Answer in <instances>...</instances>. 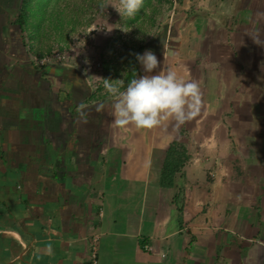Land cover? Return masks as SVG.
I'll list each match as a JSON object with an SVG mask.
<instances>
[{"label":"crops","instance_id":"1","mask_svg":"<svg viewBox=\"0 0 264 264\" xmlns=\"http://www.w3.org/2000/svg\"><path fill=\"white\" fill-rule=\"evenodd\" d=\"M25 3L0 0V264H264V0H183L142 49L200 84L178 129L116 127L90 72L37 63Z\"/></svg>","mask_w":264,"mask_h":264},{"label":"rangeland","instance_id":"2","mask_svg":"<svg viewBox=\"0 0 264 264\" xmlns=\"http://www.w3.org/2000/svg\"><path fill=\"white\" fill-rule=\"evenodd\" d=\"M25 5L31 52L90 72L92 86L104 92V79H124L134 53L167 34L164 25L179 22L184 9L183 0H144L128 17L120 0H26ZM30 29L42 34L40 42L30 38Z\"/></svg>","mask_w":264,"mask_h":264},{"label":"clouds","instance_id":"3","mask_svg":"<svg viewBox=\"0 0 264 264\" xmlns=\"http://www.w3.org/2000/svg\"><path fill=\"white\" fill-rule=\"evenodd\" d=\"M143 3L144 0H120L123 14L128 17H134ZM134 55L143 67V75L130 79L126 87L123 79H104L105 90L111 97L112 123L116 127L154 129L174 121L178 129L200 115L204 100L197 80L186 81L172 68L164 71L161 61L150 49ZM104 109V104L96 106L97 112Z\"/></svg>","mask_w":264,"mask_h":264},{"label":"built area","instance_id":"4","mask_svg":"<svg viewBox=\"0 0 264 264\" xmlns=\"http://www.w3.org/2000/svg\"><path fill=\"white\" fill-rule=\"evenodd\" d=\"M33 59H34L37 63L42 64V65L52 63V62L49 61V59H48V60H46V59H41L40 57H38V56H36V55H34ZM145 249H146V250H149V251L152 250V248H151L149 245H145ZM96 263H97L96 250H95V248H93V249H92V252H91V257H90V264H96Z\"/></svg>","mask_w":264,"mask_h":264}]
</instances>
